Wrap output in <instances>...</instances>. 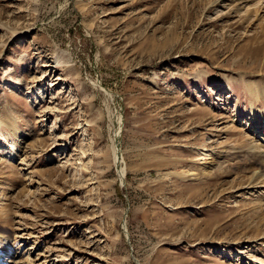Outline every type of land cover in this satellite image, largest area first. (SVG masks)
<instances>
[{"label":"rangeland","instance_id":"1","mask_svg":"<svg viewBox=\"0 0 264 264\" xmlns=\"http://www.w3.org/2000/svg\"><path fill=\"white\" fill-rule=\"evenodd\" d=\"M134 258L264 264V0H0V264Z\"/></svg>","mask_w":264,"mask_h":264},{"label":"bare ground","instance_id":"2","mask_svg":"<svg viewBox=\"0 0 264 264\" xmlns=\"http://www.w3.org/2000/svg\"><path fill=\"white\" fill-rule=\"evenodd\" d=\"M249 88L251 89V90H253L254 88H255V86L253 87L252 86V84H250L249 85ZM39 95H40V97H42L41 96V93H39ZM120 124H121V116H117L116 118H115V132H114V137H113V140H114V143H115V147H114V149H115V155H114V163H115V165H116V167L119 169V171H120V168H119V166H120V164L122 163V161H123V158H122V155H121V150H120V148H119V146H118V142H119V138H120V133H121V126H120ZM13 130H14V132H17V131H19V127H18V125H17V123L16 124H13ZM21 141H23V140H21ZM18 151H19V145H18V143H11L10 144V149L8 150V153L9 154H11V155H13V157L15 158V157H17L16 155H17V153H18ZM206 154V153H205ZM204 154V155H205ZM217 154V153H216ZM208 158V157H207ZM218 158V157H217ZM208 159H210V160H208ZM208 159H203L204 161H200V163L201 164H204V165H207L206 163H208L209 161L211 162L212 160H215L216 159V156H209V158ZM201 160V159H200ZM217 160V159H216ZM214 163V162H213ZM213 165V164H212ZM203 166V165H202ZM202 170L204 171V174H207L208 173V171H207V168L206 169H204V168H202ZM191 174H195V172H192ZM260 199V198H259ZM259 202V201H258ZM261 202V201H260ZM263 203V202H262ZM261 203V204H262Z\"/></svg>","mask_w":264,"mask_h":264},{"label":"water","instance_id":"3","mask_svg":"<svg viewBox=\"0 0 264 264\" xmlns=\"http://www.w3.org/2000/svg\"><path fill=\"white\" fill-rule=\"evenodd\" d=\"M124 230H125V232H126V234H127V238H128L129 235H128L127 229H126V227H125V221H124ZM134 260H135L136 264H141L140 261H139L137 258H134Z\"/></svg>","mask_w":264,"mask_h":264}]
</instances>
